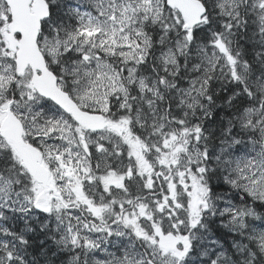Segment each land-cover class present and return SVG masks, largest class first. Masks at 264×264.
<instances>
[{
    "label": "snow or ice",
    "instance_id": "1",
    "mask_svg": "<svg viewBox=\"0 0 264 264\" xmlns=\"http://www.w3.org/2000/svg\"><path fill=\"white\" fill-rule=\"evenodd\" d=\"M0 264H264V0H0Z\"/></svg>",
    "mask_w": 264,
    "mask_h": 264
}]
</instances>
